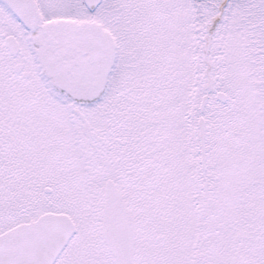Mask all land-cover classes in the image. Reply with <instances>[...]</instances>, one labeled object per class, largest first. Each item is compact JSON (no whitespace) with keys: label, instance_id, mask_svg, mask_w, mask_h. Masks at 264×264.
Instances as JSON below:
<instances>
[{"label":"snow or ice","instance_id":"snow-or-ice-1","mask_svg":"<svg viewBox=\"0 0 264 264\" xmlns=\"http://www.w3.org/2000/svg\"><path fill=\"white\" fill-rule=\"evenodd\" d=\"M0 264H264V0H0Z\"/></svg>","mask_w":264,"mask_h":264}]
</instances>
